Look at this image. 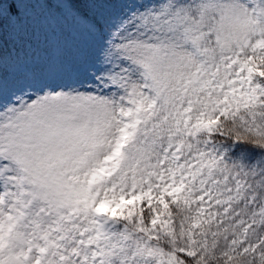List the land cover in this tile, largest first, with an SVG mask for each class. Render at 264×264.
<instances>
[{"label": "snow or ice", "instance_id": "snow-or-ice-1", "mask_svg": "<svg viewBox=\"0 0 264 264\" xmlns=\"http://www.w3.org/2000/svg\"><path fill=\"white\" fill-rule=\"evenodd\" d=\"M0 264H264V0H0Z\"/></svg>", "mask_w": 264, "mask_h": 264}]
</instances>
